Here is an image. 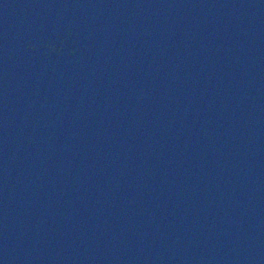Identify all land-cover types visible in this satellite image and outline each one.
I'll use <instances>...</instances> for the list:
<instances>
[{"label":"water","instance_id":"1","mask_svg":"<svg viewBox=\"0 0 264 264\" xmlns=\"http://www.w3.org/2000/svg\"><path fill=\"white\" fill-rule=\"evenodd\" d=\"M0 264H264V0H0Z\"/></svg>","mask_w":264,"mask_h":264},{"label":"clouds","instance_id":"2","mask_svg":"<svg viewBox=\"0 0 264 264\" xmlns=\"http://www.w3.org/2000/svg\"><path fill=\"white\" fill-rule=\"evenodd\" d=\"M27 47H28L29 49H31V48H32V46H31V45H27Z\"/></svg>","mask_w":264,"mask_h":264}]
</instances>
